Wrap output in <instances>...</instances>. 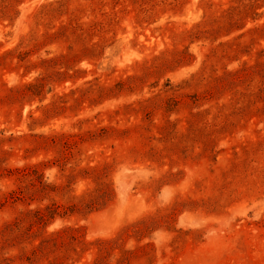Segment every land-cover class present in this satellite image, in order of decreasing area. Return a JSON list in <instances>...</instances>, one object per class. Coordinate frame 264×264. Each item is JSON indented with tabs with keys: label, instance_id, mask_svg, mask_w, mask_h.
<instances>
[{
	"label": "rangeland",
	"instance_id": "obj_1",
	"mask_svg": "<svg viewBox=\"0 0 264 264\" xmlns=\"http://www.w3.org/2000/svg\"><path fill=\"white\" fill-rule=\"evenodd\" d=\"M0 264H264V0H0Z\"/></svg>",
	"mask_w": 264,
	"mask_h": 264
}]
</instances>
